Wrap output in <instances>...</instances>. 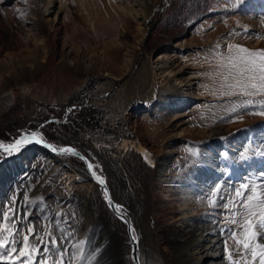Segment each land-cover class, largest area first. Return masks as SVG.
I'll use <instances>...</instances> for the list:
<instances>
[{"label":"bare ground","instance_id":"bare-ground-1","mask_svg":"<svg viewBox=\"0 0 264 264\" xmlns=\"http://www.w3.org/2000/svg\"><path fill=\"white\" fill-rule=\"evenodd\" d=\"M3 1L9 3L13 0ZM39 1L42 7L35 9L37 19L25 18V22L33 31L27 39L36 47L35 51L30 53L31 60H37L40 53L35 42L36 35L42 33L46 38L49 54L54 56L58 53L61 61L67 65L72 64L76 70H87L88 63L96 66L106 60L113 67H121L120 74L108 71L102 73L108 83L118 80L131 69L150 29L151 21L161 5V2L155 0H125V4L113 5L114 14L108 17L101 33L110 38L106 43L107 50L87 59L86 53L79 46L72 45L66 34L61 38L58 48V31L61 27H66V19L73 13L68 1ZM135 4L140 6L139 10L135 9ZM47 13L53 14L49 28L43 26L42 20ZM129 15L136 19L141 27L140 37L133 45L125 40L123 31L115 28L116 22L128 23ZM83 17L88 19L87 14ZM187 50L182 40H176L172 45L165 44L154 59L147 60L135 78L138 84L133 96L138 97L128 104L133 109L145 107L146 114L152 118L153 125L149 131L161 146L166 148L161 157L152 156L141 142V153L129 145L127 140L122 143H92V153L102 157L109 167L108 170L114 172L115 186L111 184V191L106 183L99 182L104 181L102 176L98 175L99 179L92 176L85 164L84 168H79L61 162L54 153L62 156H68V153L60 152L61 148H55L47 141L36 143L39 137L37 134L32 138L33 132H24L25 134L22 133L11 143H0V151L16 152L17 150H10L9 145L23 137H28L29 140L22 144L20 149L31 144H39L43 149L41 154L36 155L35 150L29 148L25 161L18 157L0 165V215L9 209H31L28 218L35 221V230L43 235L48 228L46 217L55 219L60 214L59 227L69 237L64 245L69 249L65 264H68L72 253L76 254L72 264H231L225 252L224 230H231V227L227 223L229 215L224 208V196L232 193V181L237 178L246 179L256 169L257 154H254L256 158L248 159L250 153H247L246 148L249 141L256 147H263L264 125L254 128L250 136L247 134V140L242 137L246 134L229 137L226 128L217 125L208 127L200 132L203 138L199 143V155L193 156L195 147L193 148V143L190 144L188 138L184 137V129H179L176 121L190 104L201 97L204 78L191 72L190 63L184 55ZM12 69L9 74L14 82L23 81L24 73L30 71L16 67ZM1 79L0 93L8 82L2 72ZM10 96L11 93L6 92L4 98L9 99ZM130 97L128 93L126 98ZM183 150L187 152L183 154ZM92 153L83 155L80 152L87 163L93 160ZM31 160L33 162L29 164ZM236 160L238 163L234 165L233 161ZM184 164L189 165V169L181 174L178 169ZM229 164L237 175H241L234 177L233 173L225 171L222 166ZM33 165H43L44 170H49L47 175L53 179L54 186L65 188L63 191L66 198L62 203L66 206L38 204L35 202L38 198L35 192H30L34 200L29 203L28 196L18 192L29 185V179L34 173ZM138 166L143 168L142 173L134 171ZM79 176L80 185L77 184ZM92 181L99 184L104 193L107 190L113 203L116 201L121 206L119 211L111 206L108 208L104 203L95 204L98 196L91 187ZM150 182L161 188V196L154 197L155 201H165L159 210L150 206ZM217 183L222 186L221 195L212 197L211 192ZM77 186H81L82 190H76ZM209 199L213 201L212 204ZM8 201L12 202V205H9ZM9 215H12L11 211ZM162 219H166L168 223L160 224ZM63 233L58 231L55 225L51 226V234L58 239ZM161 245L167 248V253Z\"/></svg>","mask_w":264,"mask_h":264},{"label":"rangeland","instance_id":"rangeland-1","mask_svg":"<svg viewBox=\"0 0 264 264\" xmlns=\"http://www.w3.org/2000/svg\"><path fill=\"white\" fill-rule=\"evenodd\" d=\"M67 1L73 13L71 19H66V27H61L58 31V48L61 38L66 34L72 45L79 46L86 53L87 59L105 52L110 38L101 34L103 27L108 17L114 14L112 6L125 4V0ZM155 1L161 2L160 9L151 21L131 69L118 80L108 83L102 73L108 71L120 74L121 67H113L106 60L96 66L88 63L87 70H76L72 64L67 65L61 61L58 53L54 56L49 54L46 38L42 33L36 35L35 42L40 49L38 62L32 61L30 53L36 47L27 39L33 31L25 18L36 20L35 9L41 8L42 4L39 0H13L9 3L0 0V72L8 80L0 93V143L8 144L24 132H33L55 148L72 146L86 155L92 153V143H122L136 138L152 156L161 157L166 148L149 131L153 125L152 118L146 114L145 107L133 109L128 104L138 97L133 96V92L138 84L135 78L139 70L147 60L154 59L165 44L172 45L176 40H182L188 49L184 55L190 63L191 72L204 78L201 97L190 104L176 121L179 129H184V137L188 138L190 144L193 143L195 156L200 153L199 143L203 138L200 132L208 127L217 125L226 128L229 137L246 134L242 137L247 140V134L250 136L254 128L263 126L264 115L259 113L264 110V94L246 96L238 88H228L229 84L235 83L229 76V72L234 74V70L228 67V57L237 53V46L249 51L264 50V0ZM139 8L135 4V9ZM85 14L88 19L83 17ZM42 20L43 26L49 28L53 14H44ZM127 21L128 23L116 22L115 28L123 31L125 40L133 45L140 37L141 27L131 15L127 16ZM12 67L30 71L24 73L23 81L14 82L9 74ZM6 92L11 93L9 99L4 98ZM128 93L130 98H126ZM36 143L41 144L40 141ZM251 143L249 141L246 148L251 156L248 159L252 160V157L257 156L258 165L247 180L237 178L232 181L229 184L232 191L240 186V182L255 184L258 193L264 191L260 187L264 182V176L261 175L264 173V145L256 147ZM39 144L27 145L16 152L0 151V165L18 157L25 161L29 148L34 149L36 155L41 154L43 147ZM182 152L185 154L187 151ZM54 155L65 164L85 167L76 154ZM92 156L93 160L89 163L93 164V169L102 176L112 191V185L115 186L114 172L108 170L102 157L94 153ZM32 162L33 160L29 161V164ZM236 163L238 160L233 161L234 165ZM32 167L34 173L29 179V185L18 192L28 196L29 203L34 200L30 192H35L38 195L35 202L38 204L66 206L62 203L66 198L63 191L65 188L54 186L53 179L47 175L49 170H44L43 165ZM222 167L233 173L234 177L241 175H237L230 164ZM186 169H189V165L184 164L178 171L182 174ZM134 171L142 173L144 170L138 166ZM91 183L98 196L95 204L104 203L109 208L102 187L94 181ZM77 184H81L80 176ZM80 189L82 187L77 186L76 190ZM160 189L154 182L148 184L152 209L159 210L165 204V201H155V196H161ZM11 203L8 201L9 205ZM114 204H117L116 201ZM231 218L229 215V220ZM165 222L166 219H162L160 224L168 223ZM230 227H235L238 235L241 234L238 225L230 224ZM224 238L229 250H234L236 246L230 239V232L225 233ZM161 246L167 253V248ZM234 259L240 260L239 257Z\"/></svg>","mask_w":264,"mask_h":264},{"label":"snow or ice","instance_id":"snow-or-ice-1","mask_svg":"<svg viewBox=\"0 0 264 264\" xmlns=\"http://www.w3.org/2000/svg\"><path fill=\"white\" fill-rule=\"evenodd\" d=\"M237 48V53L228 57V67L234 70V74L229 72V76L235 80V83L229 84L228 88H238L246 96L264 94V50L249 51L247 48L239 46ZM227 78L225 77V79ZM259 114L264 115V110H261ZM35 135L33 133L32 138ZM28 140V137L18 138L14 144L9 145V149L18 151L22 144H26ZM59 151L76 154L71 148H61ZM192 155L195 156L196 153H192ZM88 168L92 170L93 164L88 163ZM92 175H96L95 171H92ZM261 175L264 176V173ZM99 182L105 183L103 180H99ZM260 187L264 189V182ZM221 188V184L217 183L211 196L219 197ZM104 195L109 206L119 211L121 206L113 203L107 190ZM224 199L226 214L232 217L227 223L233 226L238 225L241 230L240 235L235 227L231 230H224L226 233L230 231V239L236 246L234 250H229L227 242H225V252L231 264H241V261L242 264H264V191L258 193L255 184L250 185L248 182H244L238 188H234L232 193L224 196ZM209 203L212 204L213 201L209 199ZM229 205L232 207L229 208ZM9 211L12 212V215H9ZM30 211L31 209L28 208L24 210L9 209L0 215V264H49V261L51 264H65V256L69 254V249L64 245L68 242L69 237L59 227L60 214L55 219L46 217L48 228L42 235L41 232L35 230V221L28 218ZM52 225H55L56 229L63 233L59 239L51 234ZM80 243L82 244L83 241ZM234 257H239L240 260L238 261ZM75 258L76 254L72 253L69 256L68 264H72Z\"/></svg>","mask_w":264,"mask_h":264},{"label":"water","instance_id":"water-1","mask_svg":"<svg viewBox=\"0 0 264 264\" xmlns=\"http://www.w3.org/2000/svg\"><path fill=\"white\" fill-rule=\"evenodd\" d=\"M37 141H40L42 143H46L45 140L41 139L40 137H37ZM127 143H129V145H132L134 147V149H136L137 151H139L140 153L143 151V145L140 143V141L138 139H131L129 141H127ZM64 148V147H63ZM71 148L73 150L74 153H76V155L82 159L83 163L86 165L87 170L89 171V173L92 175V171H95L96 175L94 176L95 178H99V174L96 172V170L92 169L89 170L88 168V163L86 161V158L80 154V152H78V150L72 148V147H68ZM93 176V175H92Z\"/></svg>","mask_w":264,"mask_h":264}]
</instances>
